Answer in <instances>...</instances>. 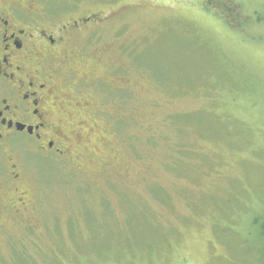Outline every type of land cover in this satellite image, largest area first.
Returning <instances> with one entry per match:
<instances>
[{"label":"rangeland","instance_id":"rangeland-1","mask_svg":"<svg viewBox=\"0 0 264 264\" xmlns=\"http://www.w3.org/2000/svg\"><path fill=\"white\" fill-rule=\"evenodd\" d=\"M38 4L92 19L71 118L93 154L14 158L26 210L0 211V264H256L264 0Z\"/></svg>","mask_w":264,"mask_h":264},{"label":"flooded vegetation","instance_id":"flooded-vegetation-1","mask_svg":"<svg viewBox=\"0 0 264 264\" xmlns=\"http://www.w3.org/2000/svg\"><path fill=\"white\" fill-rule=\"evenodd\" d=\"M40 1L0 0V184L16 193L0 211L15 216L26 210V197L12 187L21 178L14 158L26 154L74 162L85 152L93 154L83 139L85 122L71 118L89 106L79 101L83 91L75 84V68L86 64L91 52L84 26L92 19L64 13L60 21L56 13L40 9Z\"/></svg>","mask_w":264,"mask_h":264},{"label":"trees","instance_id":"trees-1","mask_svg":"<svg viewBox=\"0 0 264 264\" xmlns=\"http://www.w3.org/2000/svg\"><path fill=\"white\" fill-rule=\"evenodd\" d=\"M260 22H262V28L264 29V12L262 13ZM251 225L257 235L255 239L260 245L255 263L264 264V211L263 213H256L255 216L251 217Z\"/></svg>","mask_w":264,"mask_h":264}]
</instances>
